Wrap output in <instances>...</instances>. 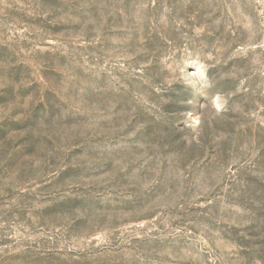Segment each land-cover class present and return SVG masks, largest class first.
Instances as JSON below:
<instances>
[{
    "label": "rangeland",
    "instance_id": "374dc122",
    "mask_svg": "<svg viewBox=\"0 0 264 264\" xmlns=\"http://www.w3.org/2000/svg\"><path fill=\"white\" fill-rule=\"evenodd\" d=\"M0 264H264V0H0Z\"/></svg>",
    "mask_w": 264,
    "mask_h": 264
}]
</instances>
